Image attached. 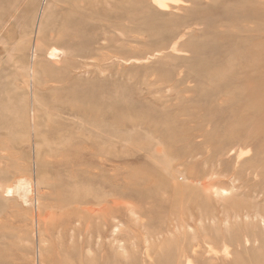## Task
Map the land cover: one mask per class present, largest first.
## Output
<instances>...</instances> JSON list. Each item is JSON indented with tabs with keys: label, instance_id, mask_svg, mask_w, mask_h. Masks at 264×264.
<instances>
[{
	"label": "rangeland",
	"instance_id": "1",
	"mask_svg": "<svg viewBox=\"0 0 264 264\" xmlns=\"http://www.w3.org/2000/svg\"><path fill=\"white\" fill-rule=\"evenodd\" d=\"M0 264H264V0H0Z\"/></svg>",
	"mask_w": 264,
	"mask_h": 264
},
{
	"label": "bare ground",
	"instance_id": "2",
	"mask_svg": "<svg viewBox=\"0 0 264 264\" xmlns=\"http://www.w3.org/2000/svg\"><path fill=\"white\" fill-rule=\"evenodd\" d=\"M220 189H221V188H220ZM217 190H218V189H217ZM223 190H224V189H223ZM224 191H225V190H224ZM224 191H223V192H224ZM218 192H219V191H218ZM223 192H222V193H223ZM220 193H221V192H220ZM223 194H224V193H223Z\"/></svg>",
	"mask_w": 264,
	"mask_h": 264
}]
</instances>
